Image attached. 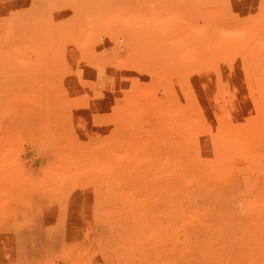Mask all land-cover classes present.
<instances>
[{
	"label": "rangeland",
	"instance_id": "rangeland-1",
	"mask_svg": "<svg viewBox=\"0 0 264 264\" xmlns=\"http://www.w3.org/2000/svg\"><path fill=\"white\" fill-rule=\"evenodd\" d=\"M263 119L264 0H0V264H122L120 214L173 197L176 155L254 230L264 142L235 132Z\"/></svg>",
	"mask_w": 264,
	"mask_h": 264
},
{
	"label": "bare ground",
	"instance_id": "bare-ground-1",
	"mask_svg": "<svg viewBox=\"0 0 264 264\" xmlns=\"http://www.w3.org/2000/svg\"><path fill=\"white\" fill-rule=\"evenodd\" d=\"M205 49L204 45L194 49L193 58H207L209 53ZM239 128L235 136L244 137L246 132L251 134L247 136L249 141L264 142V119L259 124L252 122L242 130ZM160 134L156 132L154 135L157 143L172 145L175 149L183 144L176 137ZM134 139L140 142L138 138ZM179 158L182 157L176 155L170 158L173 161L176 159L177 167L182 171L178 169L169 178H164L170 180L166 186L174 192L172 198L162 201L161 206L164 207L154 204L150 198L144 204L134 203V207L130 208L127 205V209L121 212L120 218L125 215L127 221L119 225V231L129 242L120 257L131 256L123 258L122 264H245L248 261L249 264H264V198L249 203L250 208L257 210L260 223H256L254 230L242 229L238 221L239 214H243V200L233 201L227 189L219 190V186L227 181L207 176L209 167L187 165ZM124 159L126 164L115 167H140L147 157L141 154L139 158L130 155ZM104 160L101 158L100 164L107 167ZM188 176H192L191 183H197L191 187L186 184L184 179ZM159 185H162L161 181L157 182ZM236 211V215L230 216Z\"/></svg>",
	"mask_w": 264,
	"mask_h": 264
}]
</instances>
